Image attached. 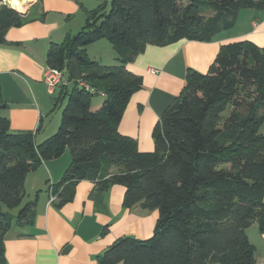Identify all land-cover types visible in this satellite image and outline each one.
I'll return each mask as SVG.
<instances>
[{
  "label": "trees",
  "instance_id": "obj_1",
  "mask_svg": "<svg viewBox=\"0 0 264 264\" xmlns=\"http://www.w3.org/2000/svg\"><path fill=\"white\" fill-rule=\"evenodd\" d=\"M100 1L77 34L48 48V66L64 71L70 83L54 98V106L67 99L58 131L37 143L35 131L12 130L0 115V264H7L5 234L28 173L66 149L71 163L49 187L59 204L73 199L77 181L89 179L105 189L125 186L126 207L159 211L151 237L118 239L100 264H256L246 229L256 222L264 233V47L239 40L221 47L207 73L189 68L180 95L154 127L153 151H140L118 126L142 87L127 65L147 45L212 41L234 27L242 9L263 8L264 0H110L108 10V1ZM204 2L214 15L206 16ZM25 21L23 13L0 6V44ZM101 39L115 46L117 63L89 56L87 46ZM99 92L104 101L94 110L91 97ZM4 103L0 84V108ZM36 205L21 207L18 224L34 223Z\"/></svg>",
  "mask_w": 264,
  "mask_h": 264
},
{
  "label": "crops",
  "instance_id": "obj_2",
  "mask_svg": "<svg viewBox=\"0 0 264 264\" xmlns=\"http://www.w3.org/2000/svg\"><path fill=\"white\" fill-rule=\"evenodd\" d=\"M4 5L23 13L26 21L20 27H10L6 42L0 44V84L5 101L0 115L8 117L12 130L35 131L40 143L60 123L59 118L46 124L57 91L44 81L48 48L72 35L71 17L80 7L75 0H18L16 4L0 0V6ZM236 16L234 27L212 41L149 44L128 63L130 71L141 77L142 87L131 95L118 130L135 139L140 151L154 150V127L180 95L189 68L207 73L221 47L239 40L264 47V7L245 8ZM103 43L113 53L109 60L117 61L115 46ZM101 103L94 108L91 104L92 109ZM260 129L264 132V122ZM71 160L66 149L60 157L41 162L28 173L23 199L11 210L15 220L5 234L7 264H100V256L118 239L145 240L153 235L159 211L141 203L126 207L123 185L105 189L100 181L83 179L74 186L73 199L62 204L52 200L49 187L61 181ZM30 200L37 201L34 223L18 224L16 216ZM252 225V235L246 229L248 237L256 247V259L264 260V233L256 222Z\"/></svg>",
  "mask_w": 264,
  "mask_h": 264
},
{
  "label": "rangeland",
  "instance_id": "obj_3",
  "mask_svg": "<svg viewBox=\"0 0 264 264\" xmlns=\"http://www.w3.org/2000/svg\"><path fill=\"white\" fill-rule=\"evenodd\" d=\"M16 1L17 0H12V3L16 2ZM75 1L78 2L80 9H78V12L73 14L72 17H71L72 21L70 23L73 24L72 25V35L77 34L78 31H80L81 28L84 26V24L86 22L87 12L89 10H93L95 8H98L100 3H101L100 0H75ZM107 1H108L109 5H107V7L104 8V9L108 10L110 8V0H107ZM203 5H204V13L206 14V16L215 14V12L213 11L214 8L212 7V5L210 3L204 2ZM101 40H104V41H96V42L90 44L89 46H87L88 47L87 48V52L88 51L90 52V55L92 56V58L94 57L93 58L94 60H98V61L101 60V62L103 60L104 61L103 63L104 64L106 63V65H112V64L117 63L116 60H109L111 58V56H113V53L111 51H109L108 47L105 46V43H103V42H109V41L107 39H101ZM108 61H112V62H108ZM110 63H112V64H110ZM56 90L57 91L55 92V96L57 97L58 94H59L58 93L59 88H56ZM91 98H92L91 99V104H92L93 108L95 107L96 103H98V102H102L103 103V101H104V97H101V95H99V94H95ZM63 101L64 100H59L58 104L52 107V111H49L50 115H49V118L46 120V124H49L51 122L53 123V122H55V119L57 121V120H59V118H60V123H61L62 110H63L64 106L67 103V100H65L64 102ZM99 107H100V105L97 108H95V109H98ZM238 112L241 114V116L246 114L247 107L245 105L241 106L238 109ZM229 113H230L229 110H227L224 113V115L228 116ZM59 126H60V124H59ZM59 126H58L56 131H58ZM55 132H53V134ZM262 132H263V130H262ZM53 134H51V135L53 136ZM252 228L253 227L250 226L249 229H248L249 232L251 233V235L253 233V230H251Z\"/></svg>",
  "mask_w": 264,
  "mask_h": 264
},
{
  "label": "built area",
  "instance_id": "obj_4",
  "mask_svg": "<svg viewBox=\"0 0 264 264\" xmlns=\"http://www.w3.org/2000/svg\"><path fill=\"white\" fill-rule=\"evenodd\" d=\"M44 81L47 84V87L51 90H55L56 88H59L61 85H69V81L67 79L66 73L64 71L62 72L59 69L48 67L46 72L44 73ZM78 85L84 86L87 90H89L91 93H97V90L90 85H88L87 82L83 80H78ZM99 95L104 96L105 94L102 92H99ZM52 194V193H51ZM51 199L55 200L57 199L56 195L52 194ZM256 264H264V260H257Z\"/></svg>",
  "mask_w": 264,
  "mask_h": 264
},
{
  "label": "bare ground",
  "instance_id": "obj_5",
  "mask_svg": "<svg viewBox=\"0 0 264 264\" xmlns=\"http://www.w3.org/2000/svg\"><path fill=\"white\" fill-rule=\"evenodd\" d=\"M16 3H18V0L16 1V2H13V4H16ZM23 5V4H22Z\"/></svg>",
  "mask_w": 264,
  "mask_h": 264
},
{
  "label": "water",
  "instance_id": "obj_6",
  "mask_svg": "<svg viewBox=\"0 0 264 264\" xmlns=\"http://www.w3.org/2000/svg\"><path fill=\"white\" fill-rule=\"evenodd\" d=\"M65 71H67V69H65Z\"/></svg>",
  "mask_w": 264,
  "mask_h": 264
}]
</instances>
